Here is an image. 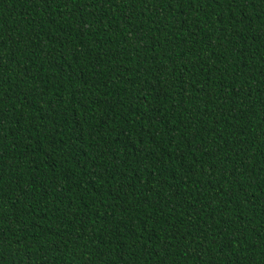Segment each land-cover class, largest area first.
Segmentation results:
<instances>
[{"label": "trees", "instance_id": "16d2710c", "mask_svg": "<svg viewBox=\"0 0 264 264\" xmlns=\"http://www.w3.org/2000/svg\"><path fill=\"white\" fill-rule=\"evenodd\" d=\"M0 264H264V0H0Z\"/></svg>", "mask_w": 264, "mask_h": 264}]
</instances>
